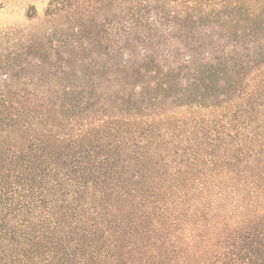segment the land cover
I'll list each match as a JSON object with an SVG mask.
<instances>
[{
    "label": "trees",
    "instance_id": "16d2710c",
    "mask_svg": "<svg viewBox=\"0 0 264 264\" xmlns=\"http://www.w3.org/2000/svg\"><path fill=\"white\" fill-rule=\"evenodd\" d=\"M0 26V264H264V0H47Z\"/></svg>",
    "mask_w": 264,
    "mask_h": 264
},
{
    "label": "rangeland",
    "instance_id": "374dc122",
    "mask_svg": "<svg viewBox=\"0 0 264 264\" xmlns=\"http://www.w3.org/2000/svg\"><path fill=\"white\" fill-rule=\"evenodd\" d=\"M46 2L47 0H0V26L24 22L29 6H33L37 15H41Z\"/></svg>",
    "mask_w": 264,
    "mask_h": 264
}]
</instances>
